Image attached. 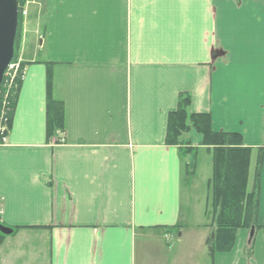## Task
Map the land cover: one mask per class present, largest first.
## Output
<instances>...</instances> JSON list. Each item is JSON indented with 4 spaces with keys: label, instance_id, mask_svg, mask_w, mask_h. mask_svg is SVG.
Here are the masks:
<instances>
[{
    "label": "crops",
    "instance_id": "0c3cea01",
    "mask_svg": "<svg viewBox=\"0 0 264 264\" xmlns=\"http://www.w3.org/2000/svg\"><path fill=\"white\" fill-rule=\"evenodd\" d=\"M28 1L24 74L0 147L1 221L16 232L0 264H264V159L256 228L212 253V219L190 205L193 157L166 144L187 93L190 113L253 149L252 188L264 149V0H38L41 13ZM49 77L64 143L47 136ZM192 143L212 167L200 137Z\"/></svg>",
    "mask_w": 264,
    "mask_h": 264
},
{
    "label": "trees",
    "instance_id": "16d2710c",
    "mask_svg": "<svg viewBox=\"0 0 264 264\" xmlns=\"http://www.w3.org/2000/svg\"><path fill=\"white\" fill-rule=\"evenodd\" d=\"M18 0L19 24L15 42V57L18 41L21 39L23 15ZM24 66V64H23ZM23 70L14 79L12 85L4 79L0 86V116L10 129L16 107ZM48 80L47 100V136L51 140L57 132L65 133V108L62 101L52 98ZM191 97L180 94L177 110L168 116L166 144L179 146L182 156L196 158L192 135L200 137L199 146H206L212 154V175L208 181L209 197L206 211L212 216V236L208 242L212 253L230 251L241 229L256 228L259 208V179L264 159V149L258 150L253 186L249 189V175L253 149L242 144V137L237 133L213 132L211 116L206 113H190ZM191 165H187V174L191 176ZM264 228V227H263ZM15 231V230H14ZM5 235L0 232V242Z\"/></svg>",
    "mask_w": 264,
    "mask_h": 264
},
{
    "label": "rangeland",
    "instance_id": "374dc122",
    "mask_svg": "<svg viewBox=\"0 0 264 264\" xmlns=\"http://www.w3.org/2000/svg\"><path fill=\"white\" fill-rule=\"evenodd\" d=\"M30 1L25 0V4H21V11L26 10V3H28ZM36 4L38 5V12L41 13L42 10V5L38 0H35ZM32 7H31V3H29V7H28V16H30L32 14L31 12ZM24 17H23V25L22 29H21V39L20 41H18V49H17V56L14 58V66L11 68L10 70V77H18L20 70L24 69L23 63L21 64L20 59H21V47H22V39H24L25 36V24H24ZM198 135H193L192 138H197ZM189 157V155H188ZM187 157V158H188ZM193 160V159H192ZM196 163L193 160L192 163L190 161L191 164V168L193 172V175L189 177L188 181H187V186L190 187L192 185L193 189L191 190V194L193 196V199L190 202V205L194 206V211L196 213V211H200L199 214L202 212V210H204V208L207 207V196L209 195L208 192V187H207V181L208 179L211 177L212 174V167H211V163L209 160V157L207 156V154L204 152V150L199 153L198 155L196 154ZM255 166V162L254 159L252 161V168H251V176H253V169ZM196 171V173H195ZM195 173V174H194ZM197 215V214H196ZM202 215V214H201ZM208 217L212 219V216L207 214ZM203 217V216H200ZM204 217L207 220V217L204 215ZM4 241V238H2L0 244Z\"/></svg>",
    "mask_w": 264,
    "mask_h": 264
},
{
    "label": "water",
    "instance_id": "95a60500",
    "mask_svg": "<svg viewBox=\"0 0 264 264\" xmlns=\"http://www.w3.org/2000/svg\"><path fill=\"white\" fill-rule=\"evenodd\" d=\"M18 24V0H0V85L14 58ZM0 231L5 235L13 232L5 226H0Z\"/></svg>",
    "mask_w": 264,
    "mask_h": 264
},
{
    "label": "built area",
    "instance_id": "2783aa9c",
    "mask_svg": "<svg viewBox=\"0 0 264 264\" xmlns=\"http://www.w3.org/2000/svg\"><path fill=\"white\" fill-rule=\"evenodd\" d=\"M2 133H3V129H2V127H0V136L2 135ZM2 140L5 141V138L3 137ZM0 143H1V141H0Z\"/></svg>",
    "mask_w": 264,
    "mask_h": 264
}]
</instances>
